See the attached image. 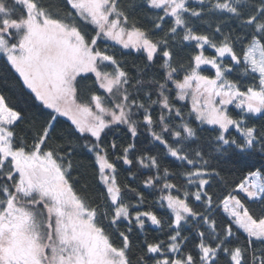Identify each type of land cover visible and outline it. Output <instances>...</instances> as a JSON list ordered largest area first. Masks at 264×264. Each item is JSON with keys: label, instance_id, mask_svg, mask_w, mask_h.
<instances>
[{"label": "snow or ice", "instance_id": "6c2138e0", "mask_svg": "<svg viewBox=\"0 0 264 264\" xmlns=\"http://www.w3.org/2000/svg\"><path fill=\"white\" fill-rule=\"evenodd\" d=\"M0 54V264H264V0H0Z\"/></svg>", "mask_w": 264, "mask_h": 264}, {"label": "trees", "instance_id": "16d2710c", "mask_svg": "<svg viewBox=\"0 0 264 264\" xmlns=\"http://www.w3.org/2000/svg\"><path fill=\"white\" fill-rule=\"evenodd\" d=\"M143 14H144L143 10L138 11V15L142 16ZM144 23L146 26H150V25H147V21H144ZM116 51H117V54L120 55V50L118 47ZM129 52L131 53L130 55L127 54ZM190 52H191V49H185L182 55L186 57ZM123 53L124 55L122 56V58L128 61L129 67H131L133 64L140 65L143 63V56L140 53H136L135 50H123ZM205 54L211 56L214 54V52L212 50H208L206 51ZM157 67H158V64H157ZM207 74H210V73H207ZM88 75L91 76V74H88ZM86 83H91V80L82 81L81 86L83 87V85ZM0 89H3L5 93L10 96L13 103H18L20 107L26 108L29 111L30 115H32L36 120H41V121L43 120L44 115H46V112L48 110L43 109L42 106L40 105V102L33 100V98L31 97V94L29 93V90H27L26 88L21 90L22 81L20 80L18 73H16L15 70L12 69L10 65L6 64V60L3 57V55H0ZM60 121H61V124L58 125V127H66L67 123H69L66 121V118L64 117H61ZM23 128H24V125H21L18 131H21ZM21 134H23V132H21ZM208 134L209 133L207 132L205 133V135H208ZM77 159L81 160L83 165H85V167L80 169V172L84 173L83 177L81 178V185H83L85 182L88 183L90 185V191H93L94 193V190L97 187L95 179H94V170L91 167H88L91 161V157H87V158L77 157ZM165 163L166 165L168 164V162H165ZM172 167L174 168L175 166L173 165ZM237 168L241 170H237ZM225 169L226 170L225 172L222 173V175L225 177L227 181H238L239 179L242 178V175L244 174V171H245L243 170L242 164L237 165L235 168H233L231 165H225ZM149 174L150 173H145V175H149ZM77 175H78L77 172H73V176H77ZM119 179L121 180L122 183L129 182V179L126 178V174L123 172V170H121V175L119 176ZM139 183L140 181L137 180L136 184L133 186L139 185ZM223 187L224 185L214 187L212 191H215L217 195H220L221 188ZM145 195L147 196L148 203L151 204L152 201L155 199V196L152 194H149L148 192H146ZM248 206L250 208L257 207L254 204H249ZM144 210H147V207H145ZM157 214L162 217L164 216V213L162 212H158ZM157 236H159L161 239L164 238L160 234V232L157 230L156 226H152L149 224L145 233L140 234L138 237H134V239L143 240L147 238L150 242H152L154 238H156ZM220 264H225V259L223 257H221L220 259Z\"/></svg>", "mask_w": 264, "mask_h": 264}, {"label": "rangeland", "instance_id": "374dc122", "mask_svg": "<svg viewBox=\"0 0 264 264\" xmlns=\"http://www.w3.org/2000/svg\"><path fill=\"white\" fill-rule=\"evenodd\" d=\"M0 55H2V54H0Z\"/></svg>", "mask_w": 264, "mask_h": 264}]
</instances>
